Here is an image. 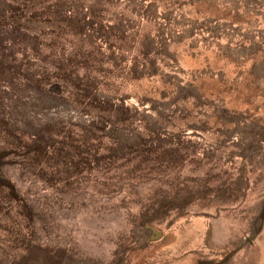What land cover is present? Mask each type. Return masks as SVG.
Segmentation results:
<instances>
[{
	"label": "rangeland",
	"instance_id": "rangeland-1",
	"mask_svg": "<svg viewBox=\"0 0 264 264\" xmlns=\"http://www.w3.org/2000/svg\"><path fill=\"white\" fill-rule=\"evenodd\" d=\"M0 264H264V0H0Z\"/></svg>",
	"mask_w": 264,
	"mask_h": 264
}]
</instances>
